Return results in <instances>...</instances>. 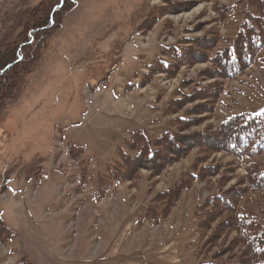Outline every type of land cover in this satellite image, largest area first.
Listing matches in <instances>:
<instances>
[{
  "label": "rangeland",
  "instance_id": "rangeland-1",
  "mask_svg": "<svg viewBox=\"0 0 264 264\" xmlns=\"http://www.w3.org/2000/svg\"><path fill=\"white\" fill-rule=\"evenodd\" d=\"M40 2L0 0V61L26 37L32 42L36 18L29 13ZM245 8L241 0H77L55 17L54 27L35 33L37 52L23 49L34 60L16 64L14 87L0 89V217L13 234L0 242V264H198L230 246L234 231L207 244L219 220L197 229L196 206L218 191L242 187L245 166L264 163V153L245 159L208 153L201 164L220 167L218 173L194 182L158 224L137 222L200 152L160 174L141 168L116 186L107 178L108 166L119 159L117 148L134 130L152 141L175 131L171 120L190 108L196 112L188 116L197 121L183 134L213 132L234 113L264 114V47L242 75L224 80L226 92L211 111L199 113L195 105L206 100L194 99L165 112L178 90L190 93L199 80L222 81L206 77L213 65L204 57L141 85L164 46H201L218 34L226 39L210 54L228 47L247 19ZM103 179L107 185L100 187ZM242 204L264 218V191L249 192ZM242 251L237 245L215 260L235 259Z\"/></svg>",
  "mask_w": 264,
  "mask_h": 264
},
{
  "label": "trees",
  "instance_id": "trees-1",
  "mask_svg": "<svg viewBox=\"0 0 264 264\" xmlns=\"http://www.w3.org/2000/svg\"><path fill=\"white\" fill-rule=\"evenodd\" d=\"M76 1L42 0L30 11V17L36 18L33 21V40L29 43L26 37L24 43L13 49L10 55L6 53L2 55L0 61L1 90L14 87L17 71L12 68L16 64L30 63V60H34V53L29 58L23 49L32 46L35 47L32 50L37 52V45L33 46L37 39L35 33H42L46 29L54 27L57 24L55 17L61 18L65 12L74 7ZM59 3L61 5L59 9H56ZM241 3L245 4L247 19L228 47L222 50L217 49L214 55L210 54L219 42L226 39V37L218 34L213 35V37H205L207 38L204 41L205 48L202 47L203 44L196 46L191 41V45L187 46L180 43L164 46L161 50V56L153 61L146 73H143L141 85H146L157 73L173 76L182 66L190 65L197 59L204 57L213 65L207 69L208 75L206 77L222 79V81L207 83H201L199 80L198 87H195L190 93L178 90L179 93L177 92L176 97L170 99L169 103L165 105L166 113L172 114L194 99L206 100L202 104L195 105L194 109L198 108L199 113L213 110L214 102L226 92L224 80L238 78L254 63L264 47V0H241ZM223 12H226L224 7L217 12L218 16L222 18ZM41 38L46 40L47 34L42 35ZM18 54L22 55L21 59ZM12 58H14L13 62L10 61ZM10 70L13 71L11 77L7 75ZM133 87L135 84L128 88ZM190 111L196 112L190 108L186 114L171 120V126L176 128L175 131H164L155 136L152 141L141 129L134 130L130 137L124 140L123 146L117 148L119 159L113 166H108L111 175L107 179H110V184L116 186L134 178L141 168H146L153 175H156L177 160L187 157L194 150L201 153L174 183L156 193L138 220V225H143L145 222L161 223L168 217L183 193L190 189L194 182L218 173L217 169L220 167L201 164L208 153L223 151L237 159L251 158L264 153V114L234 113L225 117L213 132L204 130L183 134L182 130L197 121L188 116ZM80 149L83 150V147ZM106 185L107 182L103 179L100 187ZM238 186L242 187H229L228 190H221L209 195L196 206V217L193 223L197 229H208L213 222L219 220L213 235L207 240V244L216 242L223 233L228 231L236 233V237L224 251L222 249L215 253L212 260L200 261L198 264H264V218L242 204L249 192L264 191V163L256 160L249 162L245 166L244 178L239 180ZM103 197L104 195L100 196V198ZM12 239L11 230L0 217V242L8 243ZM237 245L243 247V251L237 258H228L224 261L215 260L222 253L235 248ZM22 264L31 263L24 261Z\"/></svg>",
  "mask_w": 264,
  "mask_h": 264
}]
</instances>
